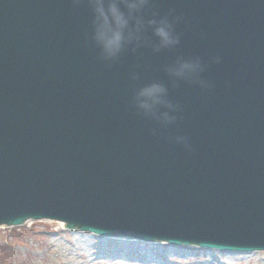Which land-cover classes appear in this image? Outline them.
Masks as SVG:
<instances>
[{
	"label": "water",
	"instance_id": "water-1",
	"mask_svg": "<svg viewBox=\"0 0 264 264\" xmlns=\"http://www.w3.org/2000/svg\"><path fill=\"white\" fill-rule=\"evenodd\" d=\"M28 216L264 253V0H0V223Z\"/></svg>",
	"mask_w": 264,
	"mask_h": 264
},
{
	"label": "rangeland",
	"instance_id": "rangeland-1",
	"mask_svg": "<svg viewBox=\"0 0 264 264\" xmlns=\"http://www.w3.org/2000/svg\"><path fill=\"white\" fill-rule=\"evenodd\" d=\"M9 246L0 243V264H264V253L146 243L66 231L58 221H33L5 229ZM7 238V237H6ZM5 239V238H4ZM4 250V251H3ZM236 254L237 256H233Z\"/></svg>",
	"mask_w": 264,
	"mask_h": 264
},
{
	"label": "bare ground",
	"instance_id": "bare-ground-1",
	"mask_svg": "<svg viewBox=\"0 0 264 264\" xmlns=\"http://www.w3.org/2000/svg\"><path fill=\"white\" fill-rule=\"evenodd\" d=\"M155 244H159L158 242H155ZM233 256H237L236 254H232Z\"/></svg>",
	"mask_w": 264,
	"mask_h": 264
}]
</instances>
